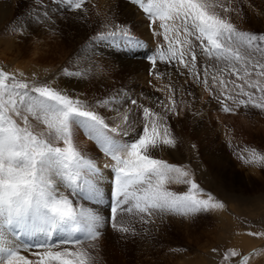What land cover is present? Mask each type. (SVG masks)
Returning <instances> with one entry per match:
<instances>
[{
  "label": "snow or ice",
  "instance_id": "6c2138e0",
  "mask_svg": "<svg viewBox=\"0 0 264 264\" xmlns=\"http://www.w3.org/2000/svg\"><path fill=\"white\" fill-rule=\"evenodd\" d=\"M62 2L78 10L85 0ZM132 3L142 9L152 34L162 35L167 42L166 51L147 57L149 75L161 79L156 68L159 59L176 67L180 75L187 72L201 83L225 112L235 111L227 101L236 108L251 104L264 109V33L239 30L232 23L230 14H239L233 0ZM117 35L129 46L140 43L123 29L100 33L98 38ZM197 49L206 57L202 67L198 66ZM65 75L80 73L65 70ZM19 76L0 69V264H95L91 241L100 237L105 225L120 233L135 234L134 221L154 223L155 217L163 215L191 218L225 208L200 187L186 167L153 155L176 146L165 122L168 113L178 114L171 85H165L171 93L169 103L157 105H163V114L130 100L142 110V128L137 131L127 112L120 123H110L96 110L107 108L112 101L89 105L47 81L29 82L23 73ZM78 130H83L107 159L103 167L110 170L112 178L111 201L104 218L79 203L101 199L103 174L97 157L79 147ZM244 162L264 164V155L252 150ZM173 184L184 185L186 190H172ZM248 235L264 237V232ZM66 244L78 247L74 251L54 250ZM25 248L45 250L34 253L38 259L33 261L21 254ZM240 255L230 250L224 260ZM248 261L245 256L237 264Z\"/></svg>",
  "mask_w": 264,
  "mask_h": 264
},
{
  "label": "rangeland",
  "instance_id": "374dc122",
  "mask_svg": "<svg viewBox=\"0 0 264 264\" xmlns=\"http://www.w3.org/2000/svg\"><path fill=\"white\" fill-rule=\"evenodd\" d=\"M15 1L24 7L30 0ZM85 1L92 5L95 0ZM107 3H110L109 0ZM262 3L264 0L261 4H256L259 9H257L258 13L253 15V20L248 19L247 24L244 25L233 24L239 30L264 33V4ZM110 5L112 7V4ZM109 10L110 8L106 10L103 8L96 13L97 17L100 16V22L106 25L100 24L96 32L87 33L81 42L79 40L75 42L73 34L70 35L72 32L64 33V37L70 43L69 47L65 48L60 44L62 34L47 27L49 21L46 7L39 10L26 8L20 13L21 15L17 16L16 22L9 20L0 24V69L15 73L18 78H20L19 74L23 73V78L29 82L47 81L54 87L68 92L73 99H77V96L74 90H71L72 86L69 82L65 81L67 78L63 77L65 70L69 73H80L78 76L75 75L78 78L84 75L103 76L112 85L107 87L108 84H102L98 89L96 88L99 96L89 105H97L100 101H112L107 107V110L114 111L108 116L109 122L120 123L127 112L136 130L142 128L140 123L142 110H137L130 100L136 99L139 104L163 114V105L160 107L157 105L161 101L165 104L169 103L168 97L171 93L165 85H171L175 92L178 114L174 116L168 113L165 122L171 129L176 146L164 148L157 153L154 152L153 155L168 163L186 167L194 173V178L200 187L221 201L225 208L201 213L191 218L163 215L155 217L154 223H141L140 226L133 224L135 234L128 233V240H126L134 245L133 249L129 250L133 254L130 264H188L187 259H190V264H237V261L245 256L249 258L248 264H264V237L248 235L249 232H264V164L244 162V159L251 157L252 150L264 155V109L256 108L251 104L236 108L231 101H227L228 106L235 111L225 112L214 95H210L201 83L193 80L187 72L188 79H184L186 82L184 83L183 78L178 79L177 82L171 76L176 67L159 59L156 68L161 74V79L157 80L149 75L151 64L147 57L157 55L159 45H162L166 51L167 42L160 35L153 45L151 43V46L149 45L148 33L151 34L150 37L154 38V36L144 13L134 15L130 21L123 20L109 24L111 23L108 21L111 16ZM140 11L143 12L142 9ZM254 21H257V24ZM119 29L130 31L131 35L139 40V45L129 46L119 35L103 40L98 38L100 33ZM18 45H22V48L20 49ZM137 49L143 52L149 51V55H143L134 60L140 63L142 59H145L146 64L142 66L145 68L132 74L135 63L130 55L133 52L135 54ZM197 52L198 66L202 67L206 57L199 54V49ZM160 65H163L164 69H160ZM111 69L112 71L116 69L115 73H110ZM142 70L145 72L143 74L145 80L142 77ZM60 79L64 83L62 86L58 85ZM187 80L194 85L193 91L191 95L186 96L182 90L181 95L179 83L185 85ZM209 84L211 86L210 77ZM202 90L205 94H202ZM80 92L82 91L79 90L77 93ZM259 96L260 93H256V97ZM256 102L261 101L257 99ZM104 109L96 107L102 115H104ZM200 123L208 125L206 128L208 134L204 135V139H201L203 131ZM187 133H195V136L188 139ZM95 151L99 153L97 147ZM101 160L107 161L104 158ZM170 187L175 191L186 190L184 185L173 184ZM104 217L106 216H102ZM172 221L176 223V226ZM100 232L101 236L97 242H100L98 244L102 246L101 240L104 233L103 230ZM237 238L243 242L253 241L254 245L251 249L236 246ZM202 244L207 246L203 248ZM230 250H235L241 255L225 261L224 256ZM38 252L39 249H37Z\"/></svg>",
  "mask_w": 264,
  "mask_h": 264
},
{
  "label": "bare ground",
  "instance_id": "6f19581e",
  "mask_svg": "<svg viewBox=\"0 0 264 264\" xmlns=\"http://www.w3.org/2000/svg\"><path fill=\"white\" fill-rule=\"evenodd\" d=\"M109 2L110 3H107V0H95L92 5H89L85 1L83 7L81 9L77 10V9L70 8L68 6V4L66 2H62V0H50V1L45 0L42 2H36V1L32 2L30 0V1H28L27 5L24 7L17 4L15 0H11V1L5 0V1L0 2V24H2L5 21L8 22L9 20L16 22L17 16L20 13H22L26 8H32V9L35 8V9L39 10V9H44V7H46V10H47L46 14L48 15L47 19L49 21V24H47V27L53 29L56 32L58 31L62 34V36H61L62 40H61L60 44L64 45V47L67 48V47H69L68 44H70V43H69L68 39H66L64 37L63 34L66 32H70V33L72 32L70 35L73 34V36H74L73 39L75 40V42H78V40H79V42H81L83 39H85L84 36L87 33L96 32L97 29L99 28L100 24H103L100 22V20H101L99 18L100 16L99 17L96 16V13L101 11L103 8H104V10H106L107 8H110L109 12H110L111 16H109L108 21H110L111 23H109V24H113L115 22L123 21V20L130 21L134 15L138 16V15H142V13H143L140 11V8L138 7V5L132 3V0L131 1H129V0H127V1L126 0H109ZM225 2H227V0H225ZM261 2H262V0H233L232 6L234 8H237V7L239 8V14H237L235 12L230 14L232 23H235L238 25H240L242 23L244 25L245 23L247 24L246 21L248 19L253 20V15L255 13H258L257 9H259V6H256V4H261ZM110 4H112V7H110L111 6ZM262 4H264V3H262ZM139 17H141V16H139ZM142 18H144V17H142ZM254 22H255V24H257V21H254ZM103 25H106V23H104ZM148 35L151 36V34H149V33H148ZM150 36L148 39L150 46H151V44L153 45V42H155V40H158L160 38L158 36L153 35L155 38L154 39L153 37H150ZM22 45L21 46L18 45V47H20V49H21ZM155 47H156V45H155ZM137 50H135L137 53L135 52V54H133L134 53L133 52L130 55V58L136 64V65L134 64L135 67L132 69V72H131L132 74H134L137 71L145 68L142 66H145V64H146V63H144V62H146L145 59H142L140 61V63H138V61H134V60H136V58L138 59V57H143V55H145V56L149 55V51L143 52V50H141V49H137ZM118 57H120V56H118ZM122 58H123V56H122ZM160 66H161L160 69H164L163 65H160ZM115 70L112 71V69H111L112 72H110V73H115ZM143 74H145V72L142 70V77L145 80L146 78H145V75H143ZM68 76L69 75L64 74L63 77L67 78V80H65V81L69 82V84L72 86L70 88H71V90H74V94L77 96V99H81V100L85 101L87 104L92 103L94 101V98L99 96V94H98L99 92H98V90H96V88L98 89V87L102 84H106V85L108 84L107 87L112 85V84H110L109 81L105 80V77L100 76V75L96 76V77L93 75H87V76L84 75L82 78H78L75 75L74 76L71 75L70 77H68ZM171 76H173V78H175L177 80V82L179 81L178 79L183 78V80H184L185 78H187L186 72L184 73V75H180L177 70H175ZM168 78H170V76H168ZM73 81H75L76 84L73 83ZM185 82H186V80H184V83ZM58 83H59L58 85H60V86H62L64 84L61 81V79L58 81ZM179 84L181 85V87H180V94L181 95H182V90H184L183 92L186 96L190 95L189 93H192L194 85H192L189 82V80H187V83H186L187 85L186 84L182 85V83H179ZM102 87H104V86H102ZM89 89H91V90H89ZM79 90H81L82 92H80L78 94L77 92ZM202 92H203V90H202ZM202 94H205V91ZM207 94H208V92H207ZM104 110L105 111L103 113L107 117L109 116V114H111V112H114L110 109L107 110V108H105ZM175 121H177V120H175ZM207 126H208L207 123H200V128L203 131V134H201V139H204L203 138V137H205L204 135L206 134V136H207V134H208V131L206 130ZM139 130L140 129H138L137 131H139ZM193 135L195 136V133H193V134L187 133L186 137L188 139H192ZM206 139H205V141H206ZM77 142H78L79 147L81 148L82 151H85L90 156L97 157V163L100 165V167L102 169V174H103V179L99 182V190L101 192V199L99 201L81 200V201H79V203L82 204L85 209L96 212L101 217L102 216L107 217L109 214V205H110V201H111V191H110L109 185L111 184L112 178L109 177V175H108V172L110 170L103 167L104 164L107 163V161L106 160L102 161L101 159H103V158L106 159V158L103 155H101V156L98 155L99 153H97L95 151L96 145L94 144L93 141L87 139V136L84 134L83 130H78ZM207 169L209 170V168H207ZM173 223L176 226V223L175 222H173ZM133 224L135 226L141 225V223L138 221H134ZM134 225H132V226H134ZM102 230L104 233L102 235L103 239L101 238L102 239L101 240L102 246L98 244V243H100V242H97L98 240L91 241V243L95 245V248L91 249L92 254L94 256H96V258H97L95 264H130L131 263V257L133 254L129 250H132L134 245L132 242L126 241V240H128V233H120V232L114 231L111 227H109L107 225H105L104 227H102L100 229V231H102ZM76 235L80 236L82 234L77 233ZM10 239H11V237H10ZM237 239H238V242H235V243H237L236 246H243V247H246L248 249L249 248L251 249V246L254 245L253 241L243 242L240 238H237ZM199 245L201 246V244H199ZM85 246H87V244ZM206 246H207V244H202L203 248ZM76 247H78V246L73 245V244H66V245H63L62 247L58 248V250H63V248H68L70 251H74V250H76ZM38 249H39V252L43 251L42 248H38ZM34 253H37V249H36V251H34V248H31V249L25 248L21 251L22 255H25L26 258L33 260V261L38 259V257L36 255H34ZM187 260H188L187 261L188 264H190L191 263V262H189L190 259H187Z\"/></svg>",
  "mask_w": 264,
  "mask_h": 264
}]
</instances>
